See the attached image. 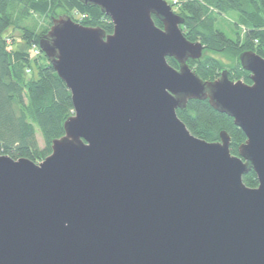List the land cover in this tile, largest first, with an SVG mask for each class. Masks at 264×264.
Masks as SVG:
<instances>
[{
    "label": "water",
    "instance_id": "water-1",
    "mask_svg": "<svg viewBox=\"0 0 264 264\" xmlns=\"http://www.w3.org/2000/svg\"><path fill=\"white\" fill-rule=\"evenodd\" d=\"M80 1L113 31L59 15L38 41L73 113L42 161L0 154V264H264V58L240 53L250 83L204 80L167 0ZM191 99L233 118L238 154L190 132Z\"/></svg>",
    "mask_w": 264,
    "mask_h": 264
},
{
    "label": "trees",
    "instance_id": "trees-1",
    "mask_svg": "<svg viewBox=\"0 0 264 264\" xmlns=\"http://www.w3.org/2000/svg\"><path fill=\"white\" fill-rule=\"evenodd\" d=\"M75 10L86 16L76 18ZM174 11L184 17L180 29L186 39L203 44L201 57L188 60L195 73L204 80H214L226 68L230 79L251 82L248 71L240 66L239 55L253 50L264 58V0H179ZM232 12L235 15L229 17L232 21L228 31L234 38L219 24ZM59 15L70 16L86 26H99L105 33L113 31L106 14L80 0H0V154L42 161L51 152L52 139L63 135V123L73 113L70 91L46 56L13 46L16 38L31 48L38 45L51 18ZM152 17L161 27L160 21ZM216 55L229 58V63ZM166 60L178 67L174 58ZM176 113L192 134L207 141L219 140L220 131L225 130L232 154H238V146L245 141L244 132L233 118L215 110L207 99H191ZM34 123L41 132L43 147L38 144ZM242 180L249 187L258 184L252 169L242 175Z\"/></svg>",
    "mask_w": 264,
    "mask_h": 264
},
{
    "label": "rangeland",
    "instance_id": "rangeland-1",
    "mask_svg": "<svg viewBox=\"0 0 264 264\" xmlns=\"http://www.w3.org/2000/svg\"><path fill=\"white\" fill-rule=\"evenodd\" d=\"M234 15H235L234 12L228 14L227 16L225 15V16H223L222 20H220V22H219V24L221 25V27L225 29L226 34L229 37H232V38H234V35H233L232 32L228 31V29H229V27L231 25V21H232L231 18H233ZM229 17H231V18H229ZM13 46L15 48H22L24 50H27L29 52H32V48L30 46H28L25 43V41L21 40L20 38H16V41H15V43H14ZM216 56L219 57V58H221L225 63H229V61H230L229 58H226V57H224L222 55H216ZM41 61H44V58L43 57L41 58ZM34 74L36 75V70L34 71ZM34 126H35V129H36L35 134H36V138H37L38 144H39L40 147H43L44 142H43V138H42L41 132H40V130L38 129V127H37V125L35 123H34Z\"/></svg>",
    "mask_w": 264,
    "mask_h": 264
},
{
    "label": "built area",
    "instance_id": "built-area-1",
    "mask_svg": "<svg viewBox=\"0 0 264 264\" xmlns=\"http://www.w3.org/2000/svg\"><path fill=\"white\" fill-rule=\"evenodd\" d=\"M178 1L179 0H170V3L172 4V5H176L177 3H178ZM74 16L76 17V18H83V17H85L86 16V14H84V13H79L78 11H74ZM33 50V53H34V55H38L41 51H40V49H39V47H38V45H34L33 46V48H32ZM26 72H28V73H30V69H26Z\"/></svg>",
    "mask_w": 264,
    "mask_h": 264
}]
</instances>
